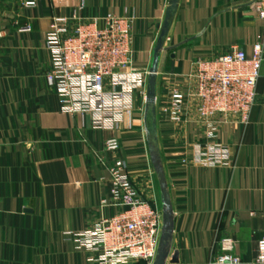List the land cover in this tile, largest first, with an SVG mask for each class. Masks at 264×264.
Masks as SVG:
<instances>
[{"label": "crops", "instance_id": "1", "mask_svg": "<svg viewBox=\"0 0 264 264\" xmlns=\"http://www.w3.org/2000/svg\"><path fill=\"white\" fill-rule=\"evenodd\" d=\"M0 29V264H87L68 233L95 227L118 213L110 200V168L125 162L142 198L161 204L150 152L155 133L175 214L172 252L180 264H210L220 243L236 242L240 264H256L264 237V65L249 124L218 116L209 140L190 111L180 125L161 113L172 88L200 59L243 50L249 58L264 45V20L252 0H35ZM83 6L85 20L108 15L133 20V69L149 73L163 39L156 104L134 97L131 120L96 130L90 115L63 112L48 85L51 56L46 39L55 17ZM30 26L31 32L22 31ZM116 139L120 150H106ZM222 149L216 165L210 147ZM145 264V263H138Z\"/></svg>", "mask_w": 264, "mask_h": 264}, {"label": "built area", "instance_id": "2", "mask_svg": "<svg viewBox=\"0 0 264 264\" xmlns=\"http://www.w3.org/2000/svg\"><path fill=\"white\" fill-rule=\"evenodd\" d=\"M252 1L264 20V0ZM23 4L27 9L37 8L35 0H23ZM83 9L81 6L70 18L55 17L50 23L47 82L58 95L64 113L90 115L94 129L114 130L131 120L134 97L140 94L146 98L149 73L133 69L132 19L108 15L103 20H85L80 16ZM22 31L31 32L32 28L27 26ZM263 65L261 43L254 47L251 58L235 49L217 59H200L184 78L187 91L172 88L161 113L175 125H180L189 111L196 114L209 140L217 137L214 119L218 116L247 125L257 102ZM106 150L118 152L119 141H108ZM221 150L210 147L206 158L210 165L220 160L217 157L225 152ZM109 171L111 197L103 203L118 206V213L102 218L91 229L66 236L87 254V264H153L163 228L160 206L140 196L125 162L116 161ZM220 250L210 264H240L235 240L224 238ZM256 264H264V237L258 242Z\"/></svg>", "mask_w": 264, "mask_h": 264}, {"label": "water", "instance_id": "3", "mask_svg": "<svg viewBox=\"0 0 264 264\" xmlns=\"http://www.w3.org/2000/svg\"><path fill=\"white\" fill-rule=\"evenodd\" d=\"M165 34H163L158 47L154 52V58L152 63V68L150 71V81H149V94H148V103L155 104L156 99V82L158 76V69L161 59L163 39ZM150 152L151 158L154 165V169L159 180L160 193H161V204L163 211V228L162 236L160 240V245L157 253L156 260L153 264H180L179 263V254L175 253L171 261L168 263L169 258L172 252V241L174 235V225H175V214L172 206V201L169 194L168 184L166 181L164 168L162 160L157 147V138L156 134H150Z\"/></svg>", "mask_w": 264, "mask_h": 264}, {"label": "rangeland", "instance_id": "4", "mask_svg": "<svg viewBox=\"0 0 264 264\" xmlns=\"http://www.w3.org/2000/svg\"><path fill=\"white\" fill-rule=\"evenodd\" d=\"M20 1L23 4V0H0V29H2L3 20L9 18L13 20L14 17L18 16L17 13L19 12V9H24L20 5ZM160 210L163 213L162 204H160Z\"/></svg>", "mask_w": 264, "mask_h": 264}]
</instances>
